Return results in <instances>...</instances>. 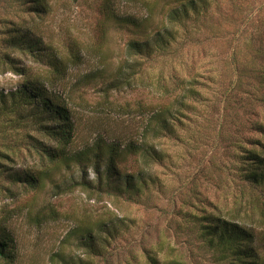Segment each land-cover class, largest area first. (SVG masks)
I'll use <instances>...</instances> for the list:
<instances>
[{
  "label": "rangeland",
  "instance_id": "rangeland-1",
  "mask_svg": "<svg viewBox=\"0 0 264 264\" xmlns=\"http://www.w3.org/2000/svg\"><path fill=\"white\" fill-rule=\"evenodd\" d=\"M100 1L49 0L51 12L41 18L30 13L23 0H0V93L22 88L27 78H41L49 74L47 67L36 62L32 56L9 46L7 39L14 28L29 27L37 36L43 35L46 41H54V46H63L66 40L76 38L90 47L99 40L96 9ZM238 6L239 12L235 10ZM221 7L215 20L219 18V24L227 32L229 40L234 38L235 48L243 47L244 39L252 34L264 33V0H239L235 5H229L225 0ZM242 31L245 36L241 35ZM125 40L115 32L106 42L93 45V50H101V61L111 74L116 72L123 58ZM230 47L229 41L218 39L186 46L167 57L174 69H166L165 84L171 89L179 84L184 87L187 86L185 80L199 76V81L193 85L201 97L191 98L192 109L182 111L186 117L183 118L184 126L178 128L181 139L163 140L160 148L165 150L164 162L143 172L149 182V178H153L144 196L129 199L127 195L99 191L98 174L93 166H89L86 175L91 188L75 186L65 193L53 188L61 184L64 190L66 185L81 182L83 170L80 166L63 169L54 176L53 182L46 181L41 191L31 190L26 194L17 188V198L1 193L0 188V236L5 230L13 239L16 245L14 264H51V256L59 251L61 242L77 225L93 222L118 224L116 220L123 221L118 224L123 226L121 234L109 244H104L102 257H89L84 249L76 247L85 235L73 238L63 251L67 255L89 260L90 264H151L148 252L157 258V264H222L205 246L195 226V216L200 218L211 213L225 215L234 208H240L235 201L242 199L246 186L239 172L238 147L242 146L241 150L251 147L248 140L256 135L249 132L244 124L247 118H258L256 113H251L253 110L248 114L240 111L238 114L231 112L229 117L223 115L225 92L231 90L237 76L230 62ZM238 60L239 64H244L243 58ZM98 65L97 59L87 57L81 67L72 69L56 86L57 91L72 96L71 106L77 126L74 150H81L98 136L108 142L125 143L139 138L149 117L141 106L158 102L151 89L143 86L135 90L123 88L113 91L107 97L101 91L100 83L84 85L81 82L78 85L77 82L98 69ZM160 65V60L156 63L147 61L139 82L150 84L158 72L156 67ZM22 71L24 74H21ZM180 92L178 89L177 93ZM174 98L167 103L173 104ZM255 109L264 117L263 105L257 104ZM6 120L0 119V150H15V161L9 166L17 170L45 168L39 155L26 145L27 130L12 129ZM132 161L123 165L122 171L125 174L135 173L136 176L141 162ZM47 204L61 213L60 220L42 227L30 224L27 212H36ZM242 211L243 220L247 222L252 211L248 208ZM256 218L254 224L248 223L254 230L258 252L264 259V221H259L258 215ZM0 264H4L1 259Z\"/></svg>",
  "mask_w": 264,
  "mask_h": 264
},
{
  "label": "trees",
  "instance_id": "trees-1",
  "mask_svg": "<svg viewBox=\"0 0 264 264\" xmlns=\"http://www.w3.org/2000/svg\"><path fill=\"white\" fill-rule=\"evenodd\" d=\"M238 1L227 0L229 5H235ZM223 3L225 0H101L96 9L99 40L92 44L106 42L115 32L126 38L123 58L114 74L107 72L106 64L101 61V50H93V45L84 46L78 39L70 38L63 46H54V41H46L43 35L37 36L29 27L14 28L7 39L9 46L32 56L36 62L47 67L49 74L41 78H27L23 87L14 92H1L0 119H7L6 123L12 129L27 130L26 145L39 155L45 168H11L9 165L15 161V150H0L1 193H9L11 197L17 198V188L26 194L31 190L41 191L46 181L53 182L56 174L75 166L83 170L82 181L66 185L64 190L61 184L53 188L60 193L72 191L75 186L91 188L86 175L89 166H93L98 174L99 191L127 195L129 199L144 196L153 178H149V182L143 172L164 162L165 150L160 148L163 140L181 139L178 128L184 126L183 118L186 117L182 111L192 109L189 103L191 98L201 97L193 85L199 81V76L194 75L192 79L185 80L187 86L184 87L179 84L171 89L165 84L166 69H174L167 57L186 46L226 39L231 44L230 62L237 76L235 82H232L234 86L225 92L223 115L229 117L231 112L238 114L240 111L248 114L253 110L251 113H256L258 117L257 120L247 118L244 124L249 132L256 135L248 140L251 147L245 150H241L242 146L238 147L240 153L237 156L241 161L239 172L246 186L242 191V199L248 197L245 201L237 199L235 204L240 208H234L225 215L211 213L200 218L195 216V226L205 246L213 252L219 263L264 264L257 249L254 230L248 223L254 224L257 215L261 219L259 221H264V117L255 109L257 104L264 106V33H258L257 36L252 34L244 39L243 47L235 48L234 38L229 40L227 32L219 24V18L215 20ZM23 5H27L30 13L41 18L52 9L49 0H23ZM239 9V6L235 8L237 12ZM217 31L220 34H216ZM241 35L245 36L244 31ZM87 57L97 59L99 68L85 75L77 82L78 85L81 82L84 85L100 83V89L107 97L111 92L123 88L135 90L143 86L151 89L158 102L141 106L149 117L139 138L125 143L108 142L98 136L81 150L73 149L77 126L71 106L72 96L57 91L56 86L72 69L81 67ZM241 58L244 61L242 65L238 60ZM159 60L161 65L156 67L158 72L155 79L147 85L139 82L145 73V63H156ZM178 89L180 93H177ZM173 96V104L167 103ZM130 160L141 162V169H137L136 176L135 173L125 174L122 171L123 165ZM243 208L252 211L247 222L242 217ZM27 217L30 224L42 227L60 220L61 213L47 204L36 212L28 211ZM116 223L122 224L123 221L116 220ZM118 224L93 222L77 225L61 242L59 251L51 256V264H90L89 260L67 255L63 251V247L70 245L71 240L79 235H85V239L76 247L84 249L89 257H102L104 244H109L110 240L121 234L123 226ZM148 258L151 264L158 263L157 258L149 252ZM0 259L4 264L16 262V245L5 230L0 236Z\"/></svg>",
  "mask_w": 264,
  "mask_h": 264
}]
</instances>
